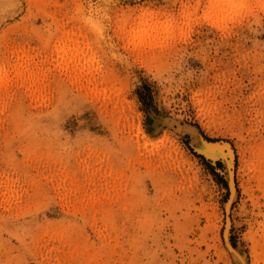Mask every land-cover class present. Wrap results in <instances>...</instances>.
Wrapping results in <instances>:
<instances>
[{
  "label": "rangeland",
  "instance_id": "rangeland-1",
  "mask_svg": "<svg viewBox=\"0 0 264 264\" xmlns=\"http://www.w3.org/2000/svg\"><path fill=\"white\" fill-rule=\"evenodd\" d=\"M0 264H264V0H0Z\"/></svg>",
  "mask_w": 264,
  "mask_h": 264
},
{
  "label": "bare ground",
  "instance_id": "bare-ground-1",
  "mask_svg": "<svg viewBox=\"0 0 264 264\" xmlns=\"http://www.w3.org/2000/svg\"><path fill=\"white\" fill-rule=\"evenodd\" d=\"M196 137V136H195ZM193 142H194V144H196L197 146H201V145H199L198 144V142H197V139H195V138H193ZM201 143V142H200ZM197 148V147H196ZM203 151H204V149H203ZM205 152V154H207L208 152L207 151H204ZM209 157V156H208ZM229 161V160H228ZM223 163H225V162H223ZM227 163V162H226ZM212 165H215V164H212ZM225 165V164H224ZM227 165V164H226ZM229 166V165H228ZM226 172V171H225ZM229 181H227V183H228ZM232 186H233V184H232ZM229 206V205H228ZM227 209H228V207H227ZM227 212V211H226ZM227 214V213H226ZM227 225H228V223H227ZM228 229V228H227ZM225 239V238H224ZM226 241V240H225ZM242 261V260H241Z\"/></svg>",
  "mask_w": 264,
  "mask_h": 264
}]
</instances>
